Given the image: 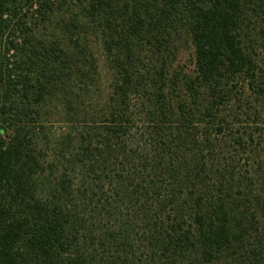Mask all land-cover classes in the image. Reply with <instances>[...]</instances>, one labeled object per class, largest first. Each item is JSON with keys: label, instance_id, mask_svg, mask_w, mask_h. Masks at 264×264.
Here are the masks:
<instances>
[{"label": "trees", "instance_id": "16d2710c", "mask_svg": "<svg viewBox=\"0 0 264 264\" xmlns=\"http://www.w3.org/2000/svg\"><path fill=\"white\" fill-rule=\"evenodd\" d=\"M0 264H264V0H0Z\"/></svg>", "mask_w": 264, "mask_h": 264}, {"label": "rangeland", "instance_id": "374dc122", "mask_svg": "<svg viewBox=\"0 0 264 264\" xmlns=\"http://www.w3.org/2000/svg\"><path fill=\"white\" fill-rule=\"evenodd\" d=\"M77 7V6H76ZM74 9H76V8H74ZM59 12V11H58ZM59 14H61V12H59ZM45 31V30H44ZM44 31H42V33H47V32H44ZM98 55V54H97ZM183 58H185L184 56H182V60H183ZM99 62H101V59H99ZM58 125L57 124H53V130L54 131H56V132H58Z\"/></svg>", "mask_w": 264, "mask_h": 264}]
</instances>
